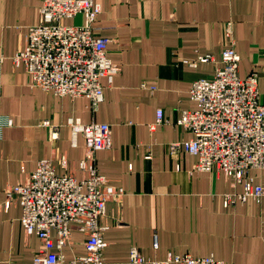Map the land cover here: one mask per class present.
Masks as SVG:
<instances>
[{
    "label": "crops",
    "instance_id": "crops-1",
    "mask_svg": "<svg viewBox=\"0 0 264 264\" xmlns=\"http://www.w3.org/2000/svg\"><path fill=\"white\" fill-rule=\"evenodd\" d=\"M96 2L101 13L95 33L110 39L108 55L119 72L112 83L102 79L105 99L94 106L85 96L60 97L32 86L14 57L25 46L28 27L40 22L42 0H0V113L13 119L0 142V264H34L44 247L37 235L26 234L21 205L6 203V187L25 182L40 160L57 154L66 159L65 166L54 161L57 173L84 176L87 151L81 135L74 142L71 118L111 125L110 145L96 151L95 165L124 194L107 203L101 220L107 227L104 264H130L134 246L149 260L172 252L264 264V197L227 202L228 195L243 192L241 184L216 169L197 172L196 156L169 148L193 137L177 119L180 110L197 107L190 97L193 82L215 69L214 62L192 67L184 60L212 54L219 61L229 22L241 56L239 75L260 73L264 102V0ZM70 20L80 24L84 18ZM158 110L164 122L152 130ZM250 174L264 186V169ZM52 235L57 238L56 231ZM86 238L73 227L62 248L66 262L85 255Z\"/></svg>",
    "mask_w": 264,
    "mask_h": 264
},
{
    "label": "built area",
    "instance_id": "built-area-1",
    "mask_svg": "<svg viewBox=\"0 0 264 264\" xmlns=\"http://www.w3.org/2000/svg\"><path fill=\"white\" fill-rule=\"evenodd\" d=\"M101 13L96 0H42L41 19L28 27L24 48L14 57L16 66L23 65L32 79V86L57 96L88 97L94 106L105 99L103 78L112 83L119 72L118 65L108 55L109 38L95 33L94 24ZM83 15V23L67 20ZM227 46L219 61L212 54H200L185 59L192 67L214 62L210 76L195 80L190 97L197 102L193 110H180L177 123L193 133L185 142L170 145L172 153L183 148L197 157L195 171L222 172L243 186V192L228 195L227 202L236 203L252 197H264V186L256 183L251 169H264V102L259 91L260 73L239 75L241 56L236 49L233 24L226 27ZM4 58L0 57V79ZM146 87V84H143ZM152 89H154L152 87ZM164 122L163 110L157 120ZM49 124L48 121H46ZM13 119L0 113V142L3 129ZM74 142L81 135L87 155L82 162L84 176L59 174L54 161L65 166L63 154L46 158L23 183L8 185L6 203L22 207L21 221L28 235H37L44 247L34 264H104L106 226L101 220L107 215V203L124 194V189L101 174L94 155L110 145L111 125L104 122L84 123L71 118ZM59 133H53L57 138ZM73 227L86 235L85 255L65 261L62 248L71 240ZM57 232L53 238L52 232ZM231 264L213 256L195 257L170 252L164 260H149L136 246L131 248L130 264Z\"/></svg>",
    "mask_w": 264,
    "mask_h": 264
},
{
    "label": "rangeland",
    "instance_id": "rangeland-1",
    "mask_svg": "<svg viewBox=\"0 0 264 264\" xmlns=\"http://www.w3.org/2000/svg\"><path fill=\"white\" fill-rule=\"evenodd\" d=\"M71 22H73L72 20H67V23H71Z\"/></svg>",
    "mask_w": 264,
    "mask_h": 264
}]
</instances>
